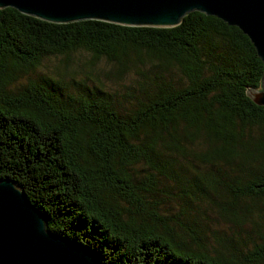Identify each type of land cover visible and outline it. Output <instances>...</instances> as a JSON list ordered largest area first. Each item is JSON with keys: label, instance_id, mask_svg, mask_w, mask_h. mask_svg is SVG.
I'll return each instance as SVG.
<instances>
[{"label": "trees", "instance_id": "16d2710c", "mask_svg": "<svg viewBox=\"0 0 264 264\" xmlns=\"http://www.w3.org/2000/svg\"><path fill=\"white\" fill-rule=\"evenodd\" d=\"M80 50L117 65L114 79L139 76L113 90L38 72ZM263 73L240 28L199 11L133 27L0 9V179L112 264H264V105L247 94ZM163 181L185 235L161 211Z\"/></svg>", "mask_w": 264, "mask_h": 264}, {"label": "water", "instance_id": "95a60500", "mask_svg": "<svg viewBox=\"0 0 264 264\" xmlns=\"http://www.w3.org/2000/svg\"><path fill=\"white\" fill-rule=\"evenodd\" d=\"M54 23L100 20L133 27H175L193 11L240 28L264 63V0H0V9ZM247 94L264 105L261 88ZM0 264H112L47 229L46 216L12 179H0Z\"/></svg>", "mask_w": 264, "mask_h": 264}, {"label": "rangeland", "instance_id": "374dc122", "mask_svg": "<svg viewBox=\"0 0 264 264\" xmlns=\"http://www.w3.org/2000/svg\"><path fill=\"white\" fill-rule=\"evenodd\" d=\"M115 68L117 69V65L107 61L106 59H93V55L91 53L80 50L70 55V58H68V56L66 55H57L45 58L42 62V65L38 68V72H45L51 75H59L71 84H73V78L76 80L87 79L89 82V79H96V81L100 80L106 85L107 88L113 90H115L116 87H121L122 89L123 87L129 85L132 81L136 80L139 76L136 72H128L125 76L120 77L119 79H114L108 73ZM89 73H91L95 78L89 76ZM179 75L180 73H178L177 71H173L168 74V77L176 78ZM189 171L190 173H193V170ZM160 187H166L165 190H156L157 193L160 194L161 192H163L165 195V205H163L161 211H163L164 213H167L168 211L171 227L175 228L178 233L185 235L184 232H181L182 230L177 224V222L181 220H178L175 217V215H178L182 218V215H180L182 207L179 205V203L175 202V198L177 196L176 187L170 184V182L168 181H163V185ZM157 197L158 195L156 194L155 198ZM126 207H128V209H134L128 204H126ZM208 214V219H210V222L207 224V228L212 229L216 227V222L219 220V218L214 212H211L210 210L208 211ZM194 217L195 216H189L188 218L186 217L187 219L185 220L193 223V221L195 220Z\"/></svg>", "mask_w": 264, "mask_h": 264}]
</instances>
